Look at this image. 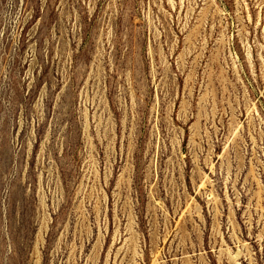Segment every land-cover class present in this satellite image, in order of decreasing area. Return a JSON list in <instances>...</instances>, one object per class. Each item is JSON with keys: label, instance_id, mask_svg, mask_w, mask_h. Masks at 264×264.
<instances>
[{"label": "rangeland", "instance_id": "374dc122", "mask_svg": "<svg viewBox=\"0 0 264 264\" xmlns=\"http://www.w3.org/2000/svg\"><path fill=\"white\" fill-rule=\"evenodd\" d=\"M0 264H264V0H0Z\"/></svg>", "mask_w": 264, "mask_h": 264}]
</instances>
